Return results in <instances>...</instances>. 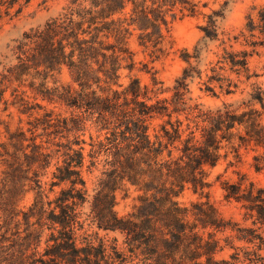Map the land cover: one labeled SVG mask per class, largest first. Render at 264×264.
<instances>
[{
	"label": "trees",
	"instance_id": "1",
	"mask_svg": "<svg viewBox=\"0 0 264 264\" xmlns=\"http://www.w3.org/2000/svg\"><path fill=\"white\" fill-rule=\"evenodd\" d=\"M230 1L202 14L203 0H67L14 42L0 63V108L33 119L27 130L0 120V264H264V187L240 172L221 182L241 222L209 200L210 173L230 155L237 162L242 150L251 153L250 167L264 172V86L251 83L246 98L215 107L197 103L190 89L205 76L201 92L232 97L258 77L250 58L264 46V4L233 37L241 48L223 46L200 68L206 42L226 44L218 21ZM29 2L0 0V24ZM199 15L202 41L182 51L185 66L171 88L147 64L150 85L131 75L132 37L156 60L171 44L170 25ZM63 70L66 84L57 79ZM95 171L89 194L84 173ZM131 187L137 203L120 216L116 195ZM186 190L200 199L180 203Z\"/></svg>",
	"mask_w": 264,
	"mask_h": 264
},
{
	"label": "rangeland",
	"instance_id": "2",
	"mask_svg": "<svg viewBox=\"0 0 264 264\" xmlns=\"http://www.w3.org/2000/svg\"><path fill=\"white\" fill-rule=\"evenodd\" d=\"M67 0H55L49 1L46 4L42 3V0H30L29 4L24 7L22 13L12 20L7 18L3 19L0 24V63L3 62L5 56L9 54V48L13 46L14 42L19 39L24 32L30 29L42 26L48 19L56 16L62 7L65 5ZM208 2L206 8H201L202 14H209L212 10L220 9V5L223 3L222 0H203ZM264 4V0H231L224 12V17L218 21L220 32L222 33V39L226 42L225 45H221L220 42H206L204 52L202 54V62L200 68L205 70L207 65L214 61L216 55L219 54L223 46L229 47L233 45L234 49H240V45L235 43L233 37L237 36L245 24L246 16L248 14L255 15L256 9ZM205 24V18L203 15L195 17H183L177 18L170 25V36L171 44L166 45V52L159 59L153 60L149 53L144 51L143 48L139 47L135 36L131 38L129 45L135 53L134 59L138 64L132 76L137 77L142 85H150V75L141 71L142 65L147 64L148 68L155 73L157 79L164 83L163 88H171L174 81L181 75L182 69L185 63L181 59L183 50L192 51L193 47L202 41V33L199 29L200 26ZM250 68L252 72L258 74L257 78H253L250 83L243 85L242 93H237L232 97H222L215 99L207 96L205 93L199 90L202 87V80L205 79L203 76L202 80L196 79L190 84L191 96L197 102L205 106L215 107L227 103H237L247 97V93L250 91L249 84L256 83L257 85L264 86V46L257 48V53L250 58ZM60 83L66 84L70 81L68 72L63 70L62 73L57 77ZM128 82L127 72L123 73L121 83L126 84ZM170 93H165L162 97L169 96ZM9 98V92L7 94ZM42 105V101L38 100ZM237 105V104H235ZM49 108H52L49 106ZM59 112L58 109H55ZM43 111H35L34 116H41ZM33 117L28 115L19 114L14 108L10 107L8 111L3 112L2 107L0 108V120L8 122L10 128L14 130L16 127H22L27 130L30 126L27 125L29 120ZM264 120V114H263ZM89 131L82 136L84 140L89 141ZM5 140V129L4 125H0V142ZM88 149V146H86ZM242 157L240 161L234 159L233 155H230L228 160L222 161L216 166L210 173L209 181L211 187L209 189V200L215 205L218 211L223 217L232 219L237 222H241V210L240 207L233 202H226L223 198L221 190V182L235 181L237 179V172L245 173L250 179L255 181L258 185L264 187V172L256 173L250 167L251 164V153H246L244 150L241 151ZM232 162L231 166L229 162ZM54 167H51L48 173L43 177V182H49L51 172ZM99 173L97 171L87 174L84 176L87 181V188L89 194H92L94 184ZM220 176V178H218ZM49 189V186H46ZM58 188H55L54 193L49 194V198L53 199ZM138 192L134 188H128L126 191H120L116 195V211L120 216H125L132 211L137 203ZM200 197L194 194L191 190H186L178 198V201L182 204L189 205L191 202L199 200ZM33 200V194H28L22 202L23 207H28ZM202 200H204L202 198ZM87 211V209H85ZM112 237L114 235H111ZM229 251H225L221 254V257H227Z\"/></svg>",
	"mask_w": 264,
	"mask_h": 264
}]
</instances>
